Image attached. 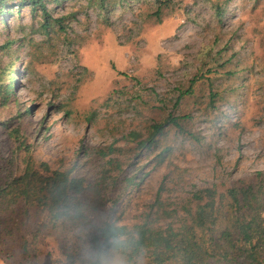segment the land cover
I'll return each mask as SVG.
<instances>
[{"label": "rangeland", "instance_id": "obj_1", "mask_svg": "<svg viewBox=\"0 0 264 264\" xmlns=\"http://www.w3.org/2000/svg\"><path fill=\"white\" fill-rule=\"evenodd\" d=\"M44 2L60 24L45 29L40 10L14 2L0 16L1 90L12 83L0 155L14 174L30 158L104 176L96 222L156 226L170 220L158 192L182 216L198 189L264 171V0ZM153 124V146H137ZM81 241L68 223L0 214V264H87Z\"/></svg>", "mask_w": 264, "mask_h": 264}, {"label": "trees", "instance_id": "obj_2", "mask_svg": "<svg viewBox=\"0 0 264 264\" xmlns=\"http://www.w3.org/2000/svg\"><path fill=\"white\" fill-rule=\"evenodd\" d=\"M12 2L40 10L45 29L63 19L52 18L44 0H0V16L9 12ZM11 87L8 82L1 90L0 82V95L9 93ZM168 122L179 125L176 118H168ZM162 127L153 124L137 146L152 147ZM12 132L23 146L18 129ZM131 134L135 139L138 136ZM112 151V146L98 149L101 156ZM11 162L10 157L0 155V214L15 219L33 213L44 215L52 224L68 223L82 240L79 246L87 264H92L90 255L102 248L115 250L124 264H264V171H257L253 182L223 191L214 186L198 189L192 194L193 207L182 216L171 215L176 209L168 212L161 208L164 205L158 192L156 213L159 219L167 216L170 220L156 226L146 222L127 226L94 220L103 206L104 176L86 182L70 175L69 170L52 169L47 162L30 158L23 171L14 174ZM3 221L7 225V218Z\"/></svg>", "mask_w": 264, "mask_h": 264}, {"label": "clouds", "instance_id": "obj_3", "mask_svg": "<svg viewBox=\"0 0 264 264\" xmlns=\"http://www.w3.org/2000/svg\"><path fill=\"white\" fill-rule=\"evenodd\" d=\"M92 264H124L123 258L115 251L102 248L90 255Z\"/></svg>", "mask_w": 264, "mask_h": 264}]
</instances>
